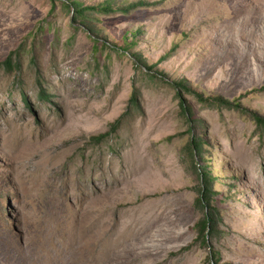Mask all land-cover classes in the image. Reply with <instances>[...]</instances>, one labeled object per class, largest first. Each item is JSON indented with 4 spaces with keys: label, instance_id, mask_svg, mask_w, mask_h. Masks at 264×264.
<instances>
[{
    "label": "rangeland",
    "instance_id": "374dc122",
    "mask_svg": "<svg viewBox=\"0 0 264 264\" xmlns=\"http://www.w3.org/2000/svg\"><path fill=\"white\" fill-rule=\"evenodd\" d=\"M72 1L116 12L72 22ZM12 52L0 264H264V130L248 116L264 117V0H0V63ZM179 80L232 107L184 93L189 119ZM201 168L216 179L204 244Z\"/></svg>",
    "mask_w": 264,
    "mask_h": 264
},
{
    "label": "trees",
    "instance_id": "16d2710c",
    "mask_svg": "<svg viewBox=\"0 0 264 264\" xmlns=\"http://www.w3.org/2000/svg\"><path fill=\"white\" fill-rule=\"evenodd\" d=\"M146 5H147V3L138 2V3H134V4L129 5V6L125 7L124 9H119L117 12L127 13L128 11L133 10L137 7H142V6H146ZM69 9H71V11H72L71 21L72 22L79 21L82 24H85L87 22V20L89 19L88 18L89 15L92 13L111 14V13L116 12L111 8V6H108V5H101V6H97V7H94V6L84 7L78 1H72L69 4ZM13 54H14V52L10 53L6 57V59L2 63H0V66L8 73L16 71L19 68L11 60ZM146 69L151 70L152 67L146 66ZM149 77L156 79V76L154 74L149 75ZM168 84L170 87L173 88L175 95L179 100V105L182 107V109L184 111H187L186 115L189 119L191 117V113H190V109L184 105L185 104V100L183 99L184 93L185 94H191L199 102H201L203 104H208L212 107H217V108H221V107L231 108L232 107L231 103H228L226 100L219 98V97L211 98V99H204L202 95L198 94L196 91L191 89L189 87L187 81H185V80L173 81V82L168 83ZM39 96L44 98V99H47V97L43 94L42 91H40ZM22 99H23L24 103L27 104L26 98L24 96ZM129 104L131 105V108H133L135 110L138 108L135 94H133L131 96V98L129 100ZM234 108L241 110L239 106H236ZM248 116L254 122L257 130H261V129L264 130V117L263 116H260L254 112H248ZM120 120H121V118L116 120L114 122L112 128H115L119 124ZM102 138H103V136H100V137L92 138V140L99 141ZM188 149L190 151V154H192V156L195 158H197V157L200 158L202 155V152H203L202 151V143H199V142L195 141L194 139L190 140V142L188 144ZM198 175L200 177L201 187L199 188V195L196 198L195 203L197 204L198 207L201 208V210L203 212V218L197 226H198V229L200 232L201 242H202V244H204L209 237L216 234V227H217L216 218L217 217L215 216L214 208L211 206V202H212L211 196L214 195V193L211 192V185H212V182L216 181V179L210 177V173L206 168L198 169ZM205 230H207V233L205 235H203V232ZM216 255H217L216 253H213L211 255V257L216 259Z\"/></svg>",
    "mask_w": 264,
    "mask_h": 264
}]
</instances>
